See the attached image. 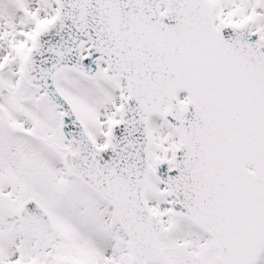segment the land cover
I'll list each match as a JSON object with an SVG mask.
<instances>
[{"label":"snow or ice","instance_id":"obj_1","mask_svg":"<svg viewBox=\"0 0 264 264\" xmlns=\"http://www.w3.org/2000/svg\"><path fill=\"white\" fill-rule=\"evenodd\" d=\"M0 264H264V0H0Z\"/></svg>","mask_w":264,"mask_h":264}]
</instances>
